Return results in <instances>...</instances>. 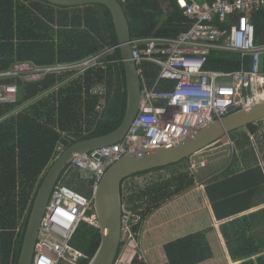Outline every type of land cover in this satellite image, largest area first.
Returning a JSON list of instances; mask_svg holds the SVG:
<instances>
[{
	"label": "trees",
	"instance_id": "obj_1",
	"mask_svg": "<svg viewBox=\"0 0 264 264\" xmlns=\"http://www.w3.org/2000/svg\"><path fill=\"white\" fill-rule=\"evenodd\" d=\"M12 2L9 0L6 3L7 8L0 7V16H12ZM119 2L127 14L132 39L175 38L190 28L191 22L179 8L177 0ZM19 4L24 6L21 17H26V12H29L44 24L56 28L53 51L44 57V61L40 57L34 62L38 65L70 64L100 56L99 61L103 67L90 68L77 77L74 72H69L58 76L49 75L34 83L18 80V102L0 106V117L4 118L0 122V264L19 263L37 193L57 156L76 142L114 132L126 116L128 103L126 73L108 7L101 4L60 7L45 0H20ZM5 21L0 20V25ZM252 22L256 30V43L263 44L264 9L252 15ZM217 24L220 28L228 25ZM13 25L14 22L9 21L7 26H1L3 30H12ZM0 50L6 48L0 45ZM17 55L21 57L20 53ZM15 56L13 52L9 61L0 60V71L10 69L16 62ZM243 63L246 69H251V58L243 61L240 53L214 50L208 56L206 69L230 73L240 70ZM158 74V70H152L148 77L155 81ZM15 81L9 79L5 83ZM103 84L107 87L106 103L99 111L97 107L102 97L93 93V89ZM263 124L264 121H260L246 128L245 140L237 144L239 149L237 153L234 152L231 164L222 172V176H216L205 185L217 221L242 215L220 226L233 263L264 264V208L249 212L264 204L260 200L264 195ZM252 137L256 148L251 142ZM190 161L191 158H188L132 176L123 184L124 204L135 211L142 210L146 222L174 198L196 186L191 170L174 168ZM171 168L174 171L169 178L160 176L161 172ZM151 174H157L158 179L145 186H135L134 182L132 192L126 190V182ZM59 183L93 201L95 180L90 173L70 164ZM200 190L196 189L190 196L200 195ZM200 202L208 214V223H199L188 206L194 229L186 237L165 245L170 264H202L215 257L210 234L216 228L205 199ZM93 214L96 215L94 202L89 212V215ZM136 230L139 231L138 228ZM214 236L220 240L217 230ZM101 240V230L97 226L81 222L71 240V245L83 254L75 264H90ZM145 246L147 251L153 250L149 245ZM163 246L161 241L157 247ZM123 247L124 244L121 245L118 260ZM58 264L72 263L61 260Z\"/></svg>",
	"mask_w": 264,
	"mask_h": 264
},
{
	"label": "built area",
	"instance_id": "obj_2",
	"mask_svg": "<svg viewBox=\"0 0 264 264\" xmlns=\"http://www.w3.org/2000/svg\"><path fill=\"white\" fill-rule=\"evenodd\" d=\"M177 4L191 22L186 32L175 38L132 40L142 99L128 134L121 142L82 154L71 163L92 175L94 189L107 169L126 154L178 144L212 121L229 115L232 108L238 111L264 102V43H256L252 22V15L264 9V0H177ZM218 22L228 25L220 28ZM214 50L240 53L243 61L251 58V69L243 63L240 70L230 73L207 70L208 56ZM99 58L70 64L24 62L0 71V106L18 102V80L34 83L69 72L77 77L90 68L103 67ZM152 70L159 72L155 81L148 77ZM9 79L16 81L5 83ZM93 93L102 97L97 107L100 111L106 103V85L96 86ZM3 120L0 117V122ZM103 157L106 162L101 160ZM92 205L85 195L57 184L40 227L34 264H58L61 260L75 264L83 257L71 240L81 222L97 226L96 215H89ZM143 217L142 210L135 211L124 204L122 244L129 258L121 264H150L141 241Z\"/></svg>",
	"mask_w": 264,
	"mask_h": 264
},
{
	"label": "water",
	"instance_id": "obj_3",
	"mask_svg": "<svg viewBox=\"0 0 264 264\" xmlns=\"http://www.w3.org/2000/svg\"><path fill=\"white\" fill-rule=\"evenodd\" d=\"M60 7H84L101 4L110 10L122 55L127 80V112L118 129L114 132L79 141L57 156L48 170L37 193L33 209L30 213L22 250L18 264H34L36 246L40 227L51 200L53 191L66 168L72 161L85 153L113 146L121 142L128 134L136 119L142 99V81L137 65L133 59L130 24L119 0H45ZM264 121V102L254 106L233 111L230 114L212 121L209 126L178 144L167 147L145 149L139 154L129 153L112 164L106 171L98 187L94 190V208L97 227L101 230V245L90 264H117L122 245V217L124 210L123 184L132 176L145 171L179 163L210 148L231 133L245 130L249 125ZM106 162L107 158L101 159ZM204 193L207 196L206 189ZM253 212V210L249 211ZM248 213V212H247ZM245 213V214H247ZM244 215V214H243ZM242 215L223 221H217L219 227Z\"/></svg>",
	"mask_w": 264,
	"mask_h": 264
},
{
	"label": "rangeland",
	"instance_id": "obj_4",
	"mask_svg": "<svg viewBox=\"0 0 264 264\" xmlns=\"http://www.w3.org/2000/svg\"><path fill=\"white\" fill-rule=\"evenodd\" d=\"M19 5L20 18L15 19L12 30L6 29L4 32L0 33V45L6 48V50H0V58L9 61L10 54L14 52L16 53V56L14 57L16 62L13 64V66L15 64L24 62L38 65L34 61H37L40 57H43L42 60L44 61V57L49 55L50 51H53L55 46L54 43L56 38V28L49 24H44L36 15L29 14V12L26 11V17H21L23 15L22 12L24 10V6L22 4ZM18 53L21 55L20 58L17 55ZM7 70L9 69L1 71ZM242 140H245L244 131H237L234 133V135L226 136L210 148H207L197 155H194L190 162L180 165L181 167H174L182 168L186 171L191 170L197 184L184 195L176 197L170 201L166 205L168 207L167 210L161 213L162 215L159 217V220H164L165 226L169 228V231L167 232V238L172 237L173 232L176 233V235L173 236L174 238L187 234L192 229H194L192 226L193 224L188 206L196 217L195 219L199 223H208V214L204 212L202 209V202H200L203 199H207L206 195L204 196V187L216 176H222V172L225 171V169L231 164L234 152L237 153L236 150L239 149L237 144H242ZM251 142L256 148L257 145L253 137L251 138ZM203 163L205 164L203 165ZM193 164L196 165L195 168H193ZM174 168L161 172L160 176L164 179L166 177L169 178L172 171H174ZM241 169H243V166ZM156 179H158L157 175L143 176L134 179L133 183L135 182L139 184L138 186H145L147 183L150 184ZM129 185L131 186L130 190ZM132 185V180L126 182V186H128L126 187V190L128 192H132ZM200 188L201 196L199 194L190 196L196 189ZM183 198H187L186 201H183ZM262 198H264V196H262ZM210 236L215 237L214 233H211ZM212 241L214 244L216 240L212 239ZM217 247L218 248L215 251L217 255L220 256L218 259L219 262L217 264H225V262L222 261L224 254H222L223 252H221V248L219 246ZM151 256L156 264L161 263V257L158 255V253H151ZM121 257L118 262H121Z\"/></svg>",
	"mask_w": 264,
	"mask_h": 264
},
{
	"label": "crops",
	"instance_id": "obj_5",
	"mask_svg": "<svg viewBox=\"0 0 264 264\" xmlns=\"http://www.w3.org/2000/svg\"><path fill=\"white\" fill-rule=\"evenodd\" d=\"M9 0H0V7L3 9V8H7V2ZM13 0H11L12 2ZM19 3H20V0H14L12 2V5H13V11L14 13L12 14V16H4L3 14L0 16V20L3 21V19H6V21L3 23L5 24L6 26L8 25L9 21H12L14 22L15 19H19L20 18V14H19ZM11 17V18H10ZM1 24V25H3ZM0 25V33L4 32L5 30H3V27ZM19 56V55H18ZM1 61H3V59L0 58ZM264 60L262 61V68L264 69ZM73 79V78H71ZM70 79V80H71ZM69 80V79H68ZM66 81V82H69V81ZM261 129L262 131H264V124L261 126ZM244 131V135H245V132H246V129L243 130ZM263 162V161H262ZM263 165H264V162H263ZM151 175H157V174H151ZM132 184H133V180H132ZM135 186H138L137 183H135ZM205 188V187H204ZM131 188H129L130 190ZM133 190V189H132ZM131 193V192H130ZM264 196V195H263ZM261 199V202H264V198L260 197ZM208 201V199H207ZM206 205L208 206V209L210 211V214L212 216V219H213V224H214V227L216 228L217 230V233H218V236H219V239L218 238H214L213 236H210V240L212 242V246L214 247V250H216L219 246L221 248V252H223L222 254H224L223 256V260L225 262V264H239V263H236V262H232L231 261V258H230V254H229V251H228V248H227V245H226V242L224 240V242L221 241V237L223 238L222 236V233H221V230H220V227H219V223L214 219L213 217V210L212 208L210 207L209 203ZM167 206H163L160 210H158L155 214H153L146 222H145V225H144V230L142 232V235H141V241H143V244H144V248H145V245H149L150 247L153 248V250L151 251H146L147 255H148V258H149V262L150 264H156V262L153 260L152 256H151V253H158V255L161 257V263L160 264H170V261L168 259V256H167V253L165 251V245H167L168 243L170 242H173V241H176L178 239H181L183 237H186V234L182 235V236H179V237H174L176 235L175 232H173V236L170 237V238H167V232L169 231V228L167 226H165V221L164 220H159V217L162 215L161 213L164 211L167 210ZM264 208V204H261L259 206L258 209H253V211H256V210H259V209H262ZM202 224H206V222H203ZM193 226V225H192ZM214 228V230H215ZM193 230V229H192ZM191 230V231H192ZM216 230L212 233L215 234ZM190 231V232H191ZM189 233V232H188ZM216 240L215 241V245L213 244V241L212 239ZM224 239V238H223ZM163 242L164 243V246L163 247H157L159 246V243L160 242ZM221 241V242H220ZM222 244V245H221ZM124 250V252H123ZM225 250V251H224ZM227 254V258H226V254ZM128 251L126 250V248L123 247L122 249V257H121V262H124L129 258L128 256ZM219 255H217L216 251H215V257L214 259H212L211 261L209 262H205V263H202V264H217L219 261ZM120 259V258H119ZM228 260H229V263H228ZM121 262H119V264H121Z\"/></svg>",
	"mask_w": 264,
	"mask_h": 264
},
{
	"label": "bare ground",
	"instance_id": "obj_6",
	"mask_svg": "<svg viewBox=\"0 0 264 264\" xmlns=\"http://www.w3.org/2000/svg\"><path fill=\"white\" fill-rule=\"evenodd\" d=\"M204 196H205V193H204ZM205 202L208 204L207 199L205 200ZM221 241L224 242V239L222 237H221ZM145 250L147 251L146 246H145Z\"/></svg>",
	"mask_w": 264,
	"mask_h": 264
},
{
	"label": "flooded vegetation",
	"instance_id": "obj_7",
	"mask_svg": "<svg viewBox=\"0 0 264 264\" xmlns=\"http://www.w3.org/2000/svg\"><path fill=\"white\" fill-rule=\"evenodd\" d=\"M125 186H126V184H125ZM126 187H128V186H126ZM124 194H125V191H124Z\"/></svg>",
	"mask_w": 264,
	"mask_h": 264
}]
</instances>
